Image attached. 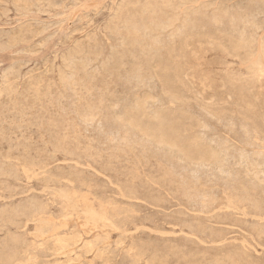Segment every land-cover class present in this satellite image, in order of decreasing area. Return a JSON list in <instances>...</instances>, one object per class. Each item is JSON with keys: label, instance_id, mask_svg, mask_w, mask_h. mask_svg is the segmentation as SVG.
I'll list each match as a JSON object with an SVG mask.
<instances>
[{"label": "rangeland", "instance_id": "rangeland-1", "mask_svg": "<svg viewBox=\"0 0 264 264\" xmlns=\"http://www.w3.org/2000/svg\"><path fill=\"white\" fill-rule=\"evenodd\" d=\"M161 1L0 0V264H264V0Z\"/></svg>", "mask_w": 264, "mask_h": 264}, {"label": "bare ground", "instance_id": "bare-ground-1", "mask_svg": "<svg viewBox=\"0 0 264 264\" xmlns=\"http://www.w3.org/2000/svg\"><path fill=\"white\" fill-rule=\"evenodd\" d=\"M60 1H61V0H60ZM160 1H161V0H160ZM162 1H163V0H162ZM162 1H161V2H162ZM180 1H182V0H180ZM183 1H184V0H183ZM187 1H188V0H187ZM221 1H222V0H221ZM252 1H253V0H252ZM71 2H72V1H71ZM146 2H147V1H146ZM146 2H145V3H146ZM166 2H168V1H166ZM223 2H224V1H223ZM248 2H249V1H248ZM36 3H37V2H36ZM46 3H47V2H46ZM50 3H51V2H50ZM74 3H75V2H74ZM171 3H172V2H171ZM186 3H187V2H186ZM67 4H68V3H67ZM121 4H122V3H121ZM159 4H160V3H159ZM162 4H163V3H162ZM169 4H170V1H169ZM184 4H185V2H184ZM195 4H196V3H195ZM213 4H214V3H213ZM47 5H49V4H47ZM72 5H73V4H72ZM74 5H75V4H74ZM123 5H124V4H123ZM132 5H133V4H132ZM167 5H168V3H167ZM208 5H209V4H208ZM218 5H219V4H218ZM36 6H37V5H36ZM133 6L135 7V5H133ZM146 6H148V8H149V5H146ZM146 6H144V7H146ZM179 6H180V5H179ZM205 6H206V5H205ZM230 6H231V5H230ZM24 7H25V5H24ZM57 7H58V6H57ZM117 7H118V6H117ZM130 7H131V6H130ZM150 7H151V5H150ZM164 7H166L165 4H164ZM173 7H174V6H173ZM219 7H220V6H219ZM260 7H261V6H260ZM30 8H32V7H30ZM40 8H41V7H40ZM48 8H49V7H48ZM54 8H55V7H54ZM153 8H154V7H153ZM177 8H178L177 11H179V10H180L179 7H177ZM177 8H176V9H177ZM200 8H202V7H200ZM227 8H228V7H227ZM258 8H259V7H258ZM16 9H18V8H16ZM45 9H46V8H45ZM45 9H44V10H45ZM169 9H170V8H169ZM171 9H172V8H171ZM188 9H189V8H188ZM188 9H187V10H188ZM198 9H199V8H198ZM231 9H232V8H231ZM39 10H40V9H39ZM150 10H151V9H149V11H150ZM190 10H191V9H190ZM42 11H43V10H42ZM143 11H145V8H144ZM149 11H148V12H149ZM241 11H242V10H241ZM28 12H29V11H28ZM148 12H147V14H148ZM153 12H154V11H153ZM190 12H191V11H190ZM194 12H195V10H194ZM194 12L192 11V13H194ZM235 12H236V11H235ZM242 12H243V11H242ZM32 13H33V12H32ZM48 13H49V12H48ZM128 13H129V12H128ZM164 13H165V12H164ZM183 13H185V11H184ZM188 13H189V12H188ZM233 13H234V12H233ZM261 13H262V12H261ZM37 14H38V13H37ZM137 14H138V13H137ZM144 14H146V12H145V13L142 12V15H141L140 17H143ZM160 14H161V12H160ZM195 14H196V13H195ZM150 15H151V14H150ZM153 15H154V14H153ZM184 15H185V14H184ZM192 15H193V14H192ZM252 15H254V14H252ZM116 16H117V15H116ZM120 16H121V15H120ZM133 16H134V14H133ZM133 16H132V17H133ZM144 16H145V15H144ZM163 16H164V15H163ZM167 16H168V15H167ZM174 16H176V15H174ZM178 16H181V13H180ZM254 16H255V15H254ZM254 16H253V18H254ZM185 17H187V15H186ZM247 17H248V16H247ZM247 17H246V18H247ZM249 17H250V16H249ZM262 17H263V16H262ZM262 17H261V18H262ZM133 18H134V17H133ZM115 19H116V18H115ZM117 19H118L117 22H120L121 19H120V18H117ZM119 19H120V20H119ZM170 19H171V18H170ZM177 19H180V17H177ZM187 19H189V15H188V18H187ZM241 19H242V18H241ZM168 20H169V19H168ZM245 20H246V19H245ZM252 20H253V19H252ZM257 20H258V19H257ZM122 21H123V20H122ZM169 21H170V20H169ZM169 21H167V22H169ZM174 21H175V20H174ZM178 21H179V20H178ZM185 21H187V20H185ZM213 21H214V20H213ZM216 21H218V20H216ZM233 21H234V20H233ZM233 21H232V23H233ZM241 21H242V20H241ZM255 21H256V19H255ZM124 22H125V21H124ZM142 22H144V21H142ZM142 22H141V23H142ZM182 22H183V21H182ZM248 22H250V20H249ZM114 23H115V22H114ZM171 23H172V21H171ZM175 23H176V22H175ZM186 23H187V22H186ZM242 23H243V25H244V21H243ZM246 23H247V22H246ZM246 23H245L244 26H246ZM250 23H252V21H251ZM253 23H255V22H253ZM110 24H111V23H110ZM125 24H127V23L125 22ZM125 24H124V25H125ZM158 24H159V23H158ZM233 24H235V23H233ZM135 25H136V24H135ZM171 25H172V24H171ZM182 25H183V24H182ZM184 25H185V24H184ZM247 25H249V23H248ZM252 25H253V24H252ZM255 25H256V24H255ZM257 25H258V24H257ZM117 26H118V24H117ZM117 26H116V27H117ZM121 26H123V25L121 24ZM136 26H138V25H136ZM161 26H162V28H163V25H161ZM167 26H168V25H167ZM249 26H250V25H249ZM262 26H263V25H262ZM133 27H134V26H133ZM159 27H160V26H159ZM168 27H169V26H168ZM184 27H185V26H184ZM256 27H257V26H256ZM46 28H47V27H45V29H46ZM48 28H49V27H48ZM113 28H114V27H113ZM135 28H136V27H135ZM137 28H138V27H137ZM164 28H165V26H164ZM174 28H175V27H174ZM182 28H183V27H182ZM43 29H44V28H43ZM108 29H109V28H108ZM114 29H115V28H114ZM116 29H117V28H116ZM116 29H115V30H116ZM119 29H120V26H119ZM125 29H128V26H127V28H125ZM169 29H171V28L169 27ZM175 29H178V28H175ZM40 30H41V29H40ZM109 30H110V29H109ZM112 30H113V29H112ZM121 30H124V29H121ZM135 30H136V29H135ZM135 30H133V31H135ZM173 30H174V29H173ZM185 30H186V29H185ZM256 30H257V29H256ZM116 31H117V30H116ZM119 31H120V30H119ZM119 31H117V32H119ZM127 31H128V30H127ZM127 31H126V33H127ZM140 31H141V30H140ZM162 31H163V29H162ZM164 31H165V29H164ZM174 31H175V30H174ZM178 31H179V30H178ZM258 31H259V29H258ZM5 32H6V31H5ZM18 32H19V31H18ZM42 32H43V31H42ZM44 32H45V30H44ZM142 32H144V31H142ZM142 32H140V33H142ZM145 32L147 33V32H148V29H147V31H145ZM150 32H151V31H150ZM171 32H173V31H171ZM180 32H181V31H180ZM188 32H189V31H188ZM128 33H129V32H128ZM128 33H127V35H128ZM133 33H134V32H133ZM135 33H136V31H135ZM146 33H145V35H144L145 37H146ZM151 33H152V32H151ZM177 33H179V32H177ZM181 33H182V32H181ZM186 33H187V32H186ZM111 34H113V33H111ZM117 34H118V33H117ZM120 34H121V32H120ZM143 34H144V33H143ZM143 34L141 35V37L143 36ZM167 34L170 35V33H167ZM172 34H173V33H172ZM179 34H180V33H179ZM182 34H183V33H182ZM4 35H5V34H4ZM6 35H7V34H6ZM108 35H109V34H108ZM121 35H122V34H121ZM123 35H124V34H123ZM137 35H138V37H139L140 34H137ZM137 35H135V36H137ZM169 35H168V36H169ZM183 35H184V34H183ZM14 36H15V35H14ZM119 36H120V35H119ZM148 36H149V35H148ZM148 36H147L146 38H148ZM170 36H171V35H170ZM172 36H173V35H172ZM180 36H181V34H180ZM68 37H69V36H68ZM123 37H124V36H123ZM127 37H128V36H127ZM129 37H130V34H129ZM132 37H134V36H132ZM145 37H144V39H145ZM150 37H151V36H150ZM182 37H183V36H182ZM70 38H71V37H70ZM90 38H91V37H90ZM119 38H120V37H119ZM121 38H122V36H121ZM124 38H125V37H124ZM158 38H159V37H158ZM68 39H69V38H68ZM91 39H92V38H91ZM122 39H123V38H122ZM152 39H153V38H152ZM95 40H96V39H95ZM124 40H125V39H124ZM128 40H129V39H128ZM148 40H149V39H148ZM155 40H156V38H155ZM175 40H176V39H175ZM20 41H22V40H20ZM121 41H122V40H121ZM121 41H120V42H121ZM126 41H127V39H126ZM133 41H134V40H133ZM7 42H9V41H7ZM23 42H24V41H23ZM118 42H119V41H118ZM120 42H119V43H120ZM155 42L157 43V41H155ZM155 42H154V43H155ZM173 42H175V41H173ZM25 43H26V42H25ZM84 43H85V42H84ZM96 43H97V42H96ZM122 43H123V41H122ZM126 43H127V42H126ZM134 43H136V41H135ZM138 43H139V42H138ZM158 43H159V42H158ZM158 43H157V44H158ZM123 44H125V43H123ZM123 44H122V45H123ZM127 44L130 45L129 42H128ZM174 44H175V43H174ZM193 44H194V43H193ZM2 45H3V44H2ZM74 45H75V44H74ZM77 45H78V44H77ZM120 45H121V44H120ZM128 45H127V47H129ZM134 45H135V44H134ZM144 45H145V44H144ZM158 45H159V44H158ZM161 45H162V44H161ZM161 45H160V47H161ZM163 45H164V43H163ZM167 45H168V44H167ZM3 46H4V45H3ZM3 46H2V47H3ZM17 46H18V45H17ZM78 46H79V45H78ZM96 46H97V45H96ZM123 46H124V45H123ZM131 46H132V45H131ZM136 46H138V45H135L134 47H136ZM149 46H150V45H149ZM149 46H148V47H149ZM173 46H174V45H173ZM9 47H10V46H9ZM127 47H124V48H127ZM138 47H140V45H139ZM143 47H144V46H143ZM145 47H146V46H145ZM153 47H154V46H153ZM158 47H159V46H158ZM160 47H159V48H160ZM4 48H6V47H4ZM149 48H150V47H149ZM167 48H168V47H167ZM6 49H7V48H6ZM78 49H79V48H78ZM87 49H90V48H87ZM100 49H101V48H100ZM145 49H146V48H145ZM154 49H156V48L154 47ZM157 49H158V48H157ZM1 50H3V49H1ZM101 50H102V49H101ZM118 50H119V49H118ZM120 50H121V49H120ZM161 50H163V49L161 48ZM165 50H166V49H165ZM125 51H126V50H125ZM125 51H124V53H125ZM140 51H142V50H141V47H140ZM152 51H153V50H152ZM79 52H80V50H79ZM83 52H84V51H83ZM94 52H95V51H94ZM126 52H127V51H126ZM147 52H148V51H147ZM154 52H155V51H154ZM119 53H120V52H119ZM141 53H142V52H141ZM143 53H144V52H143ZM152 53H153V52H152ZM158 53H159V51H158ZM167 53H168V52H167ZM92 54H93V53H92ZM92 54H91V55H92ZM96 54H97V53H96ZM115 54H117V53H115ZM122 54H123V53H122ZM129 54H131V52H130ZM75 55H76V54H75ZM77 55H78V54H77ZM79 55H83V54H81V52H80ZM91 55H88V56H91ZM142 55H143V54H142ZM145 55H146V54H145ZM145 55H144V56H145ZM201 55H202V54H201ZM99 56H100V55H99ZM64 57H65V56H64ZM71 57H73V58H72V60H73V59H74V55L71 56ZM91 57H93V56H91ZM133 57H134V56H133ZM147 57H148V58H147V60H148L150 56L148 55ZM61 58H62V57H61ZM69 58H70V57H69ZM75 58H76V56H75ZM78 58H79V57H78ZM107 58H108V57H107ZM111 58H112V57H111ZM120 58H121V57H120ZM145 58H146V56H145ZM64 59H65V58H64ZM76 59H77V58H76ZM82 59H83L82 61H84V58H82ZM135 59H136V58H135ZM153 59H154V58H153ZM153 59H152V61H153ZM85 60H87V58H85ZM138 60H139V59H138ZM62 61H63V60H62ZM74 61H75V60H74ZM76 61H77V60H76ZM76 61H75V62H76ZM82 61H81V62H82ZM107 61H108V59H107ZM116 61H118V60H116ZM150 61H151V60H150ZM156 61H157V60H156ZM67 62H68V61H67ZM72 62H73V61H72ZM112 62H113V61H112ZM130 62L132 63V61H130ZM130 62H129V63H130ZM79 63H80V62H79ZM94 63H95V62H94ZM94 63H93V65H94ZM96 63H97V61H96ZM105 63H106V62H105ZM121 63H123V61H122ZM71 64H72V63H71ZM77 64H78V63H77ZM80 64H81V63H80ZM84 64H85V63H84ZM90 64H91V63H90ZM115 64H116V63H115ZM124 64H125V63H124ZM144 64H145V63H144ZM153 64H154V63H153ZM75 65H76V64H75ZM78 65H79V64H78ZM91 65H92V64H91ZM91 65H90V66H91ZM97 65H98V64H97ZM147 65H152V64H147ZM147 65H146V67H148ZM60 66H61V65H60ZM66 66H67V65H66ZM71 66H72V65H71ZM71 66H70V67H71ZM73 66H74V64H73ZM81 66H82V65H81ZM81 66L79 65V68H81ZM85 66H86V65H85ZM87 66H88V64H87ZM87 66H86V67H87ZM132 66H133V65H132ZM196 66H197V65H196ZM140 67H141V66H140ZM72 68H73V67H72ZM100 68H101V67H100ZM108 68H109V67H108ZM184 68H185V67H184ZM61 69H62V68H61ZM140 69H141V68H140ZM146 69H147V68H146ZM68 70H69V69H68ZM70 70L73 71V70H75V69L73 68V70H72V69H70ZM78 70H79V69H78ZM87 70H88V69H87ZM103 70H104V69H103ZM141 70H142V69H141ZM82 71H83V70H82ZM137 71L140 72V70H137ZM60 72H61V71H60ZM65 72H66V71H65ZM85 72H86V71H85ZM99 72H100V71H99ZM103 72H104V71H103ZM195 72H196V71H195ZM8 73H9V72H8ZM70 73H71V72H70ZM86 73H87V72H86ZM141 73H142V72H141ZM141 73H139V76L141 75L140 77L142 78V74H141ZM78 74H79V73H78ZM110 74H111V73H110ZM137 74H138V73H137ZM137 74H136V76H137ZM24 75H25V74H24ZM68 75H69V74H68ZM71 75H72V74H71ZM95 75H96V74H95ZM105 75H106V74H105ZM66 76H67V75H66ZM72 76H74V74H73ZM92 76H94V75H92ZM147 76H148V75H147ZM64 77H65V75H64ZM69 77H70V76H69ZM132 77H133V76H132ZM132 77H131V78H132ZM153 77H154V76H153ZM65 78H66V77H65ZM67 78H68V77H67ZM111 78H112V77H111ZM56 79H57V78H56ZM68 79H69V78H68ZM93 79H94V78H93ZM127 79H128V78H127ZM132 79H133V78H132ZM59 80H60V79H59ZM73 80H75V79L73 78ZM112 80H113V78H112ZM139 80H140V79H139ZM139 80H135V81H136V82H137V81L140 82ZM210 80H211V79H210ZM65 81H67V80L65 79ZM68 81H69V80H68ZM70 81H72V80H70ZM70 81H69V84H70ZM146 81H147V80H146ZM151 81H152V78H151ZM22 82H23V81H22ZM72 82L75 83V81H72ZM141 82H142V81H141ZM141 82H140V83H141ZM144 82H145V81H143V83H144ZM148 82H149V80H148ZM60 83H61V82H60ZM65 83H67V82H65ZM74 83H73V84H74ZM146 83H147V82H146ZM75 84H76V83H75ZM79 84H80V83H79ZM144 84H145V83H144ZM74 86H75V85H74ZM80 86H81V85H80ZM113 86H114V85H113ZM115 86H116V85H115ZM142 86H143V85H142ZM217 86H218V85H217ZM59 87H60V86H59ZM69 88H70V87H69ZM76 88H77V87H76ZM76 88H75V89H76ZM116 88H117V87H116ZM144 88H145V87H144ZM118 89H119V88H118ZM137 89H138V88H137ZM159 90H160V89H159ZM48 91L50 92V90H48ZM58 91H59V90H58ZM119 91H120V90H119ZM71 92H72V91H71ZM91 92H92V91H91ZM121 92H122V91H121ZM59 93H60V92H59ZM108 93H109V92H108ZM116 93H117V92H116ZM86 94H87V93H86ZM141 94H142V93H141ZM49 95H51V94H49ZM60 95H61V94H60ZM75 95H76V94H75ZM120 95L122 96V94H120ZM120 95H119V96H120ZM38 96H39V95H38ZM45 96H46V95H45ZM12 97H13V96H12ZM46 97H47V96H46ZM77 97H78V96H77ZM9 98H10V97H9ZM41 98H42V97H41ZM47 98H48V97H47ZM122 98H123V97H122ZM128 98H129V96H128ZM38 100H39V99H38ZM45 100H46V99H45ZM62 100H63V99H62ZM151 100H153V99H151ZM57 101H58V100H57ZM127 101H128V99H127ZM84 102H85V101H84ZM121 102H122V101H121ZM160 102H161V101H160ZM15 103H16V102H15ZM156 103H157V102H156ZM10 104H11V103H10ZM62 104H63V103H62ZM130 104H131V103H130ZM130 104H129V105H130ZM141 104H142V103H141ZM124 105H125V104H124ZM127 105H128V104H127ZM136 105H137V102H136ZM92 109H93V108H92ZM130 109H131V108H130ZM91 111H92V110H91ZM84 112H85V111H84ZM203 112H204V111H203ZM3 115H4V114H3ZM88 115H90V114H88ZM92 115H93V114H92ZM94 115H95V114H94ZM208 115H209V114H208ZM68 116H69V115H68ZM84 116H85V115H84ZM96 116H97V115H96ZM88 117H90V116H88ZM196 117H197V116H196ZM72 118H73V117H72ZM81 118H82V117H81ZM92 118H93V117H92ZM212 118H213V117H212ZM26 119H27V118H26ZM87 119H88V118H87ZM87 119H86V120H87ZM96 119H97V117H96ZM91 120H92V119H91ZM98 120H99V119H98ZM121 120H122V119H121ZM220 120H221V119H220ZM81 121H82V120H81ZM84 121H85V120H84ZM92 121H93V123H94V121H96V120H92ZM29 122H30V121H29ZM88 122H90V121H88ZM20 123H21V122H20ZM66 123H67V122H66ZM83 123H84V122H83ZM90 123H91V122H90ZM97 124L99 125V123H97ZM97 124H96V125H97ZM15 125H16V124H15ZM90 125H91V124H90ZM202 125H203V124H202ZM38 126H39V125H38ZM203 126H204V125H203ZM230 126H231V125H230ZM101 127H102V126H101ZM138 128H139V127H138ZM206 129H207V127H206ZM209 129H210V128H209ZM242 129H243V128H242ZM245 129H246V128H244V130H245ZM210 130H211V129H210ZM247 130H248V129H247ZM101 131L103 132V130H101ZM245 131H246V130H245ZM245 131H244V133H245ZM247 132H248V131H247ZM103 133H104V132H103ZM42 134H43V133H42ZM199 134H200V133H199ZM246 134H247V133H246ZM246 134H245V135H246ZM249 134H250V132H249ZM203 135H204V134H203ZM205 135H206V134H205ZM83 136H84V135H83ZM248 136H249V135H248ZM201 137H202V136H201ZM203 137H204V136H203ZM141 138H142V137H141ZM148 138H150V137H148ZM205 138H206V137H205ZM247 138H248V137H247ZM15 139H16V138H15ZM208 141H209V140H208ZM214 141H215V140H213V142H214ZM17 142H18V141H17ZM203 142H206V140L203 141ZM228 142H229V141H228ZM152 143H153V142H152ZM206 143H208V142H206ZM209 143H210V142H209ZM226 143H227V142H226ZM9 144H10V143H9ZM79 144H80V143H79ZM227 144H228V143H227ZM205 145H206V144H205ZM211 145H212V144H211ZM231 145H232V144H231ZM225 146H226V145H225ZM45 147H46V146H45ZM215 147H216V143H215ZM218 147H219V145H218ZM218 147H217V148H218ZM221 147H222V146H221ZM230 147H231V146H230ZM46 148H47V147H46ZM224 148H225V147H224ZM162 149H163V148H162ZM218 150H219V149H218ZM220 150H221V149H220ZM227 150H228V149H227ZM231 150H232V149H231ZM231 150H230V148H229V151H231ZM233 150H234V149H233ZM233 150H232V151H233ZM222 151H224V149H223ZM222 151H221V153H222ZM218 152H219V151H218ZM225 152H226V150H225ZM244 152H245V151H243V153H244ZM169 153H170V152H169ZM256 153H257V152H256ZM261 153H263V151H262ZM173 154H174V152H173ZM223 154H224V153H222V155H223ZM226 154H227V153H226ZM239 154H241V153H239ZM246 154H247V153H246ZM257 154H258V153H257ZM29 155H30V154H29ZM220 155H221V154H220ZM241 155H242V154H241ZM243 155H244V154H243ZM249 155H250V154H249ZM253 155H254V154H253ZM259 155L262 156V154H259ZM109 156H110V155H109ZM237 156H238L239 158H243V157H241L240 155H237ZM257 156H258V155H256L255 157L257 158ZM224 157H225V156H224ZM226 157H227V156H226ZM230 158H231V157H230ZM248 158H249V157H248ZM225 159H226V158H225ZM227 159H228V157H227ZM253 159H254V157H253ZM262 159H264V158H262ZM118 160H119V159H118ZM228 160H230V159H228ZM240 160H242V159H240ZM240 160H239V161H240ZM246 160H247V159H246ZM258 160H259V159H258ZM143 161H144V159H143ZM178 161H179V160H178ZM234 161H235V160H234ZM243 161H244V160H243ZM243 161H241V162H243ZM255 161H256V160H255ZM112 162H113V161H112ZM183 162H184V161H183ZM227 162H228V161H227ZM230 162H231V161H230ZM246 162H247V161H246ZM246 162H245V163H246ZM248 162H249V160H248ZM245 163H243V164H245ZM237 164H239V163H237ZM241 164H242V163H241ZM248 164H249V163H248ZM257 164H258V162H257ZM255 165H256V164H255ZM255 165H254V166H255ZM21 166H22V165H21ZM192 166H193V165H192ZM256 166H257V167H255V168H258V165H256ZM261 166H263V165H260V167H261ZM196 167H197V166H196ZM198 167H199V166H198ZM203 167L205 168V166H203ZM203 167H201V168H203ZM234 167H236V166H234ZM251 167H252V166H251ZM215 168H216V167H215ZM241 168H242V165H241ZM207 169H208V168H207ZM262 169H264V168H262ZM208 170H209V169H208ZM221 170H222V169H221ZM252 170H253V169H252ZM254 170H256V169H254ZM254 170H253V171H254ZM260 170H261V169H260ZM260 170H259V171H260ZM219 171H220V168H219ZM246 171H247V169H246ZM259 171H257V172H259ZM261 172H262V171H261ZM221 173H222V171H220V174H221ZM223 173H224V171H223ZM229 173H230V172H229ZM250 173H251V172H250ZM250 173H249V174H250ZM262 173H263V172H262ZM262 173H261V174H262ZM224 174H225V173H224ZM247 174H248V173H247ZM227 175H228V174H227ZM227 175H226V176H227ZM252 175H253V174H252ZM254 175H255V174H254ZM258 175H259V173H258ZM263 175H264V174H263ZM263 175H262V176H263ZM21 177H22V176H21ZM246 177H247V176H246ZM256 177H257V176H256ZM263 177H264V176H263ZM15 179H16V178H15ZM229 179H230V178H229ZM253 179H254V178H253ZM256 180H257V179H256ZM257 181H259V183H260V180H257ZM5 182H6V181H5ZM252 183H253V182H252ZM261 183H262V182H261ZM261 183H260V184H261ZM261 185H262V184H261ZM263 185H264V184H263ZM6 189H7V188H6ZM6 189H5V190H6ZM204 190H205V189H204ZM188 196H189V195H188ZM247 198H248V197H247ZM29 201H30V200H29ZM257 203H258V202H257ZM16 204H17V203H16ZM259 205H260V204H259ZM16 206H17V205H16ZM257 207H258V206H257ZM28 209H29V207H28ZM17 210H18V209H17ZM20 211H21V210H20ZM15 212H16V211H15ZM21 215H22V214H21ZM15 217H16V216H15ZM92 218H94V219H98V216H97V215H93ZM49 220H50V219H49ZM100 220H101V219H100ZM11 221H12V220H11ZM2 222H3V221H2ZM40 222H41V221H40ZM49 222H50V221H49ZM38 223H39V221H38ZM43 223H44V222H43ZM92 224H93V223H92ZM3 225H4V224H3ZM46 225L48 226V224H46ZM49 225H50V224H49ZM43 227H44V226H43ZM45 228H46V226H45ZM252 228H253V227H252ZM256 229H257V228H256ZM56 231H57V230H56ZM56 231H55V233H56ZM162 234H163V233H162ZM203 235H204V234H203ZM57 237L59 238V236H57ZM57 237H56V238H57ZM67 238H69V237H67ZM261 239H262V238H261ZM56 240H58V239H56ZM59 240H60V239H59ZM63 241H64V240H63ZM43 243H44V242H43ZM50 244H51V243H50ZM57 244H58V242H57ZM57 244H56V245H57ZM202 244H203V243H202ZM247 244H248V243H247ZM221 245H222V244H221ZM59 246H60V245H59ZM61 246H62V247H67L68 245H67L66 242H63V243L61 244ZM90 246H91V245H90ZM62 247H61V248H62ZM250 247H251V246H250ZM92 248H93V247H92ZM92 248H91V249H92ZM145 255H146V253H145ZM216 258H218V257H216ZM216 258H215V259H216ZM215 261H216V260H215ZM217 261H218V260H217ZM220 261H221V260H220ZM213 262H214V261H213ZM213 262H212V263H213ZM25 263H26V262H25ZM225 263H226V262H225ZM231 263H232V261H231ZM223 264H224V263H223Z\"/></svg>", "mask_w": 264, "mask_h": 264}]
</instances>
